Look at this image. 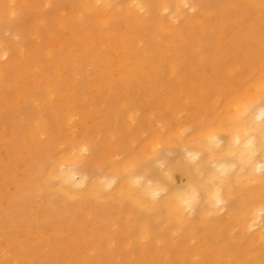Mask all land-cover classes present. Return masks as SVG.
<instances>
[{
  "label": "bare ground",
  "instance_id": "1",
  "mask_svg": "<svg viewBox=\"0 0 264 264\" xmlns=\"http://www.w3.org/2000/svg\"><path fill=\"white\" fill-rule=\"evenodd\" d=\"M0 264H264V0H0Z\"/></svg>",
  "mask_w": 264,
  "mask_h": 264
}]
</instances>
